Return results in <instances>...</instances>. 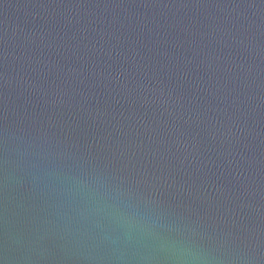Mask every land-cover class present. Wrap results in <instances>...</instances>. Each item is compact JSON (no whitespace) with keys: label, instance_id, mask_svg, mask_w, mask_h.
<instances>
[{"label":"water","instance_id":"water-1","mask_svg":"<svg viewBox=\"0 0 264 264\" xmlns=\"http://www.w3.org/2000/svg\"><path fill=\"white\" fill-rule=\"evenodd\" d=\"M0 264H264V0H0Z\"/></svg>","mask_w":264,"mask_h":264}]
</instances>
